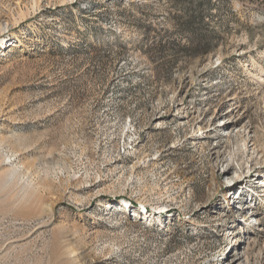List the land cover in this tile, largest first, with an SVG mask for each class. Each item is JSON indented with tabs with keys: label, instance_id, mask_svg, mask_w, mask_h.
Returning a JSON list of instances; mask_svg holds the SVG:
<instances>
[{
	"label": "rangeland",
	"instance_id": "rangeland-1",
	"mask_svg": "<svg viewBox=\"0 0 264 264\" xmlns=\"http://www.w3.org/2000/svg\"><path fill=\"white\" fill-rule=\"evenodd\" d=\"M0 264H264V0H0Z\"/></svg>",
	"mask_w": 264,
	"mask_h": 264
},
{
	"label": "bare ground",
	"instance_id": "bare-ground-1",
	"mask_svg": "<svg viewBox=\"0 0 264 264\" xmlns=\"http://www.w3.org/2000/svg\"><path fill=\"white\" fill-rule=\"evenodd\" d=\"M125 204L127 203V202H124Z\"/></svg>",
	"mask_w": 264,
	"mask_h": 264
}]
</instances>
